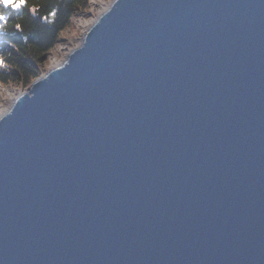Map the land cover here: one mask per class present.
Segmentation results:
<instances>
[{
	"label": "water",
	"instance_id": "water-1",
	"mask_svg": "<svg viewBox=\"0 0 264 264\" xmlns=\"http://www.w3.org/2000/svg\"><path fill=\"white\" fill-rule=\"evenodd\" d=\"M0 264H264V0H112L0 115Z\"/></svg>",
	"mask_w": 264,
	"mask_h": 264
},
{
	"label": "trees",
	"instance_id": "trees-1",
	"mask_svg": "<svg viewBox=\"0 0 264 264\" xmlns=\"http://www.w3.org/2000/svg\"><path fill=\"white\" fill-rule=\"evenodd\" d=\"M89 3L90 0H28L27 7L10 10L5 28L0 29V82L26 87L44 74L48 56L62 33L79 13L88 9Z\"/></svg>",
	"mask_w": 264,
	"mask_h": 264
},
{
	"label": "rangeland",
	"instance_id": "rangeland-1",
	"mask_svg": "<svg viewBox=\"0 0 264 264\" xmlns=\"http://www.w3.org/2000/svg\"><path fill=\"white\" fill-rule=\"evenodd\" d=\"M111 2L112 0H103L105 7ZM99 9L100 8L98 7H94L90 2L88 9L79 13L78 16L74 18L72 25L62 33L59 42L50 52L46 66L47 70L55 65L53 64V59L51 58L52 55H57L58 58L64 59V57L69 53L70 49H73L81 42V38L84 36L86 30L85 27L88 26V24L94 19H96V17L99 15V12L101 11ZM28 86L24 87L22 85L19 86L15 84H3L0 82V112L2 109L3 98H8L10 96L5 88L12 89L10 94L11 96H13L12 99H15L18 96L19 92L24 91Z\"/></svg>",
	"mask_w": 264,
	"mask_h": 264
},
{
	"label": "snow or ice",
	"instance_id": "snow-or-ice-1",
	"mask_svg": "<svg viewBox=\"0 0 264 264\" xmlns=\"http://www.w3.org/2000/svg\"><path fill=\"white\" fill-rule=\"evenodd\" d=\"M28 0H0V29L5 28L10 10H20L27 7ZM35 11V9H32ZM16 27H20L16 25Z\"/></svg>",
	"mask_w": 264,
	"mask_h": 264
},
{
	"label": "bare ground",
	"instance_id": "bare-ground-1",
	"mask_svg": "<svg viewBox=\"0 0 264 264\" xmlns=\"http://www.w3.org/2000/svg\"><path fill=\"white\" fill-rule=\"evenodd\" d=\"M90 2H91V4L94 6V7H98V8H100L99 10H102L103 8H105V4L103 3V0H90ZM93 23V21L92 22H90L89 24H88V26H86L85 27V29L87 28V27H89L91 24ZM83 39V37L81 38V40ZM72 49H70V51H71ZM69 51V52H70ZM66 57V56H65ZM64 57V58H65ZM51 58L53 59V64H58L59 62H61V60H63V59H60V58H58L57 57V55H52L51 56ZM5 90L9 93V97L8 98H6V97H4L3 98V104H2V109H1V114H3L4 113V111L6 110V108L5 107H8V105L11 103V101L13 100L12 98H13V96H11V94H10V92H11V90L12 89H10V88H5ZM0 93H1V91H0ZM0 114V115H1Z\"/></svg>",
	"mask_w": 264,
	"mask_h": 264
}]
</instances>
